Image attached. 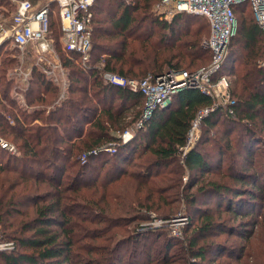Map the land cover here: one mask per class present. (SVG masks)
I'll return each instance as SVG.
<instances>
[{
	"label": "trees",
	"instance_id": "16d2710c",
	"mask_svg": "<svg viewBox=\"0 0 264 264\" xmlns=\"http://www.w3.org/2000/svg\"><path fill=\"white\" fill-rule=\"evenodd\" d=\"M158 1L95 0L86 67L77 54L62 49L57 6L50 4L48 36L59 47L67 75L62 98L59 84L31 63L24 103L19 102L11 94L15 82L8 72L19 66L20 51L7 42L0 45V135L17 147L14 156L0 150V234L14 244L13 250L0 252V264H83L78 259L86 255L82 246L109 230L113 246L86 264H166L173 260L168 258L171 240L155 259L158 240L150 235L157 232L141 231L139 222L152 219L148 213L171 218L177 209L172 204L181 200L189 221L198 217L176 251L181 262L245 264L252 259L257 264L246 248L252 231L245 226H264V149H258L264 143V67L259 64L264 32L248 2L233 6L238 25L219 72L234 77V103L226 105L231 112L219 107L208 114L199 139L183 155L180 148L195 114L211 105L208 95L183 89L136 128L144 96L103 79L105 71L142 79L195 70L210 61L211 52L203 46L207 19L187 13L159 19L152 11ZM14 11L10 0H0V26L10 25ZM25 50L35 56L33 47ZM128 130L132 137L121 141ZM185 174L189 179L183 183ZM122 184L132 187V195L112 208L113 189ZM130 223L133 227L125 230ZM116 225L124 229L113 232ZM122 231L126 236L116 239ZM222 232L228 238L236 233L245 243L230 246L228 240L213 239V233ZM126 244L124 261L118 249Z\"/></svg>",
	"mask_w": 264,
	"mask_h": 264
},
{
	"label": "built area",
	"instance_id": "2783aa9c",
	"mask_svg": "<svg viewBox=\"0 0 264 264\" xmlns=\"http://www.w3.org/2000/svg\"><path fill=\"white\" fill-rule=\"evenodd\" d=\"M10 1L15 4V11L10 25L0 26V45L7 42L20 52L28 46L33 47L36 55L34 63L43 64V66L46 64L47 66L43 68L44 74L59 83L55 69L60 65L58 67L53 62L57 56L54 43L48 36L50 15L54 13L50 4L55 3L62 49L68 54H77L80 65L87 66L92 48L91 8L95 0H46L41 4H33L29 0ZM243 2L249 3L258 27L264 32V0H159L152 8L159 19L170 21L179 13L203 16L207 19L210 33L203 41V46L211 52L210 61L192 71L169 70L155 76L147 75L142 79L126 78L109 71L103 73V79L106 82L127 87L132 92H138L144 96L145 116H149L157 107L169 104L174 94L183 89H196L211 98V105L198 110L191 122L185 144L180 148L183 155L199 138L198 128L208 114L219 107H224L231 112L226 105L234 103L230 91L233 76L219 74V72L227 57L228 46L236 29L233 6ZM259 64L264 67V59ZM60 69L65 72L63 68L60 67ZM62 82V85L66 84L65 80ZM141 122L142 119L137 122L136 128L143 124ZM121 137L123 141H127L132 137V133L129 130L124 131ZM0 150L11 156L17 154V147L1 135ZM107 150L111 153L114 151L112 148ZM81 159L84 161L85 155ZM13 249V242L4 240L0 234V252Z\"/></svg>",
	"mask_w": 264,
	"mask_h": 264
},
{
	"label": "rangeland",
	"instance_id": "374dc122",
	"mask_svg": "<svg viewBox=\"0 0 264 264\" xmlns=\"http://www.w3.org/2000/svg\"><path fill=\"white\" fill-rule=\"evenodd\" d=\"M236 16L238 18V13L236 14ZM237 25H238V20H236V29H237ZM236 29H235L234 35L236 34ZM209 33H210V26L208 27V36H209ZM55 43H54V47H55V51H56V56L57 57L55 58V61H53V62H55V64H57L58 67L60 65V67L63 68V63H62V60H61V57H60L61 56L60 55V50H59V47H57V44L55 46ZM27 52H28L27 50H23L22 52H20L21 55H20V53H18V56H19V67H20L21 71H25L24 67L30 68L31 67L30 66L31 63L35 62L34 60L36 58V55L35 56L32 55V54L27 55ZM23 64H24V67H23ZM40 65H43V64H38V65H35V66L39 67ZM44 66H47V65L44 64ZM40 67H42V66H40ZM60 67L56 68L55 71H56V76L59 79V83H58L59 84V88L61 89V91H60L61 94H60L59 98H62V96L64 95V90H65L66 85H67V75H66V72H63L60 69ZM63 70H64V68H63ZM188 71H192V70H188ZM232 78H233L232 80H234V77H232ZM63 80H65V82H66L65 85H62L63 84V82H62ZM232 84H233V81H232ZM152 113L153 112H151V114ZM149 116L148 115L145 116L144 109H143L142 110V116H141L142 117L141 118L142 119L141 124L144 123L145 121H147V119H149ZM201 124H200V126L198 128V131H197L198 135H200V132L202 130V127H201L202 125ZM220 124L221 123H219L218 127H220ZM215 129H217V127H215ZM129 132L132 133L133 131L130 130ZM218 133L219 132L217 131V134ZM122 134H121V136H122ZM218 135H220V134H218ZM7 140L15 145V143L12 140H10V139H7ZM123 140L124 139L121 137V141H123ZM258 149L259 150L264 149V143L260 142V144L258 145ZM224 162L225 163L227 162L225 164V167H226L227 164H228V161H227L226 157H225V161ZM96 163H97V161H96ZM239 166H241V165L239 164ZM260 166H261V168H264V166H262V163H260ZM248 171L251 172L252 170L249 169ZM212 177L214 179H219L220 178L218 175H212ZM188 179H189V175L185 174L184 178H183V183L188 181ZM225 180L229 181L228 178H225ZM95 192H96L97 198H99V196L102 193V189L97 187L95 189ZM130 195H132V187L131 186H127V185L122 184V185L114 188L113 189L112 201L110 203L112 205V208H115L116 207V203L121 201L122 198L128 197V196L130 197ZM171 198H173V197H171ZM183 204L184 203H183L182 200L181 201H176V202H174L172 204L175 207H177V209H176L174 215L171 218H168V219L164 218L163 219L162 217H155L154 216L155 214H153V213H148L149 216L152 219H150L148 221H140L139 222V224L141 226L138 229H141V231L143 229L145 231L152 230L154 232H157L156 236L154 234L150 235L151 238H153L155 240H158L156 242V244L153 246V249H152V254L156 255L155 259L156 258H160V256H163V254L165 252V250H164V244L165 243L164 242L167 241V240H171V242H172L171 243V248H170L171 250H170L168 258H170V259L173 258V260L170 261V262H167L166 264H184L183 262H181L180 259L177 258L178 255H177L176 251H179L178 248L183 244V242H184L185 238L188 236V234H190L189 230L193 227V224H196V222L198 220V217H193L192 221H189V211L185 210ZM210 206L213 209L216 208V206H214L213 204L210 205ZM222 218L226 219V215L223 214L221 219ZM247 219L248 218H244L243 222H246ZM191 223H193V224H191ZM102 226H104V223H102V222L99 223V228L102 227ZM130 226L133 227V224L130 223L128 225H125V228H127L125 230H129ZM245 227L248 228L247 230L252 231V233L250 234L251 241H248L246 243H245V240H243L240 237H238V235L236 233H234L230 238H228V235H226V233H224V232H222L220 234L219 233H217V234L213 233L212 236H213V239L217 238V240H220V241L228 240L229 241L228 244L230 246H232V245L233 246H235V245L239 246V245H241V244L243 245L245 243L246 244V248L249 251V253H248L249 256H251L254 253L253 255L256 256L257 264H259L260 260H264V257H262V256H264V226L261 225L260 227L256 226L254 228V227H248V225H246ZM123 229H124V226H120L119 227V225H116V227H113L112 231L113 232L114 231H120V230H123ZM110 234H111V230H109L106 233H104V235L102 237H99V239L97 241H89V244L82 246V248L80 250L82 252H85L86 255H85L84 259H80V257H79L78 258L80 260L79 262L80 263L83 262V264L90 263L93 258L96 259L98 257H99V260H100L102 255L104 254L105 248L108 246V244L113 246L111 238L108 237V236H110ZM122 236H126L124 231L119 232L115 238L118 239V238H120ZM162 239H163V243H162ZM161 243H162V246L158 249V251H156L157 246L160 245ZM129 246L130 245L126 244V245H123L121 248L118 249L119 255L122 257V259L124 261H126V259L128 257V255L125 254V253H127ZM250 253H251V255H250ZM249 258L250 257H248V259ZM251 261H252V259L248 261L249 263L246 262L245 264H251ZM252 264H254V263H252Z\"/></svg>",
	"mask_w": 264,
	"mask_h": 264
},
{
	"label": "crops",
	"instance_id": "0c3cea01",
	"mask_svg": "<svg viewBox=\"0 0 264 264\" xmlns=\"http://www.w3.org/2000/svg\"><path fill=\"white\" fill-rule=\"evenodd\" d=\"M37 3L41 4L43 2H41L40 0H38L34 4H37ZM16 58L19 60V56L18 57L16 56ZM33 65H36V64L33 62ZM41 66L42 67L39 66L38 68L42 71V73H44L43 72L44 66L43 65H41ZM23 67H24V64H23ZM24 68H25V71H21L20 67L17 66L13 70H11V71L8 72V75L11 78H14L13 80L15 82V85L12 87L11 94H13L15 97H17L18 100H19V102H21V103H24L23 92L27 88V86H29V79L31 77V70H32V67H30V68L24 67ZM64 71H65V69H64ZM46 77L49 80H51L53 83H56L50 77H48V76H46ZM56 84H58V83H56Z\"/></svg>",
	"mask_w": 264,
	"mask_h": 264
},
{
	"label": "water",
	"instance_id": "95a60500",
	"mask_svg": "<svg viewBox=\"0 0 264 264\" xmlns=\"http://www.w3.org/2000/svg\"><path fill=\"white\" fill-rule=\"evenodd\" d=\"M166 106V105H165ZM164 107V106H163Z\"/></svg>",
	"mask_w": 264,
	"mask_h": 264
}]
</instances>
